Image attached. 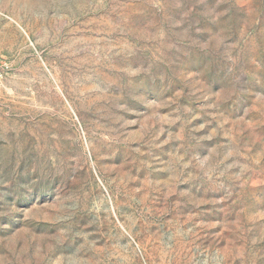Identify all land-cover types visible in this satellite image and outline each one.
<instances>
[{
    "label": "rangeland",
    "instance_id": "374dc122",
    "mask_svg": "<svg viewBox=\"0 0 264 264\" xmlns=\"http://www.w3.org/2000/svg\"><path fill=\"white\" fill-rule=\"evenodd\" d=\"M0 264H264V0H0Z\"/></svg>",
    "mask_w": 264,
    "mask_h": 264
}]
</instances>
